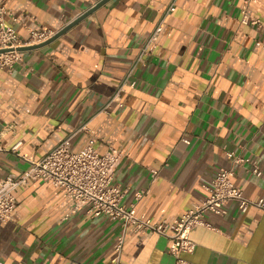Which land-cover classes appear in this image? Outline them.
<instances>
[{
	"label": "crops",
	"instance_id": "0c3cea01",
	"mask_svg": "<svg viewBox=\"0 0 264 264\" xmlns=\"http://www.w3.org/2000/svg\"><path fill=\"white\" fill-rule=\"evenodd\" d=\"M99 1L6 6L27 38L29 28L56 34ZM171 1L109 0L53 42L25 51L12 72L0 69V180L68 137L73 151L94 138L100 151L112 144L123 153L113 184L126 189L124 204L152 221H172L199 204L215 173L232 166L228 151L250 159L235 165L234 183L264 200V0H177L165 16ZM243 9L263 25L242 23ZM161 21L134 71L136 85L121 93L122 106L102 112ZM15 195L12 218L0 223L4 264H116L120 221L76 208L41 180ZM205 220L210 227L190 233L195 251L181 255L190 264H264V207L242 213L233 201L226 214L207 212ZM170 244L130 227L119 264H177Z\"/></svg>",
	"mask_w": 264,
	"mask_h": 264
},
{
	"label": "built area",
	"instance_id": "2783aa9c",
	"mask_svg": "<svg viewBox=\"0 0 264 264\" xmlns=\"http://www.w3.org/2000/svg\"><path fill=\"white\" fill-rule=\"evenodd\" d=\"M176 1L172 0L165 16L176 10ZM242 23L263 25L258 17L252 16L246 9L242 10ZM10 17V20L7 18ZM18 18L13 11L6 6V0H0V69L12 72L15 65L24 59L25 51L18 48L37 45L50 39L55 31L49 29H28L29 35L23 38L17 31L15 24ZM161 21L143 45L140 54L129 66L125 76L120 82L115 94L101 109L108 112L114 102L121 103V93L127 87H134V71L142 62V55L150 51L156 44L162 30ZM264 26V25H263ZM70 137L66 138L43 157L34 160L27 159L29 165L19 173H9L0 180V223L10 220L17 206L16 190L31 181L41 180L63 189L74 200L76 208H86L88 213L94 216H106L112 220H118L122 225V232L114 243L115 257L113 262L119 264L125 243L128 228L135 232L150 231L168 238L171 242L169 251L178 257L177 264H190L181 255L193 253L196 243L191 239L190 233L199 226L210 224L205 220V214L211 212L224 215L228 211L230 202L236 201L239 210L246 213L250 207H264V200L255 202L244 195L242 188L233 181L235 165L249 162L250 159L242 158L232 151L227 152L232 161L231 167L220 168L206 186L207 195L199 204L187 209L178 218L167 221H152L145 215L137 212L136 206L126 205L122 199L126 193L119 185H114L116 169L123 159V153L110 144L104 151H100L94 138H91L86 146L79 151H73L70 147ZM185 142L189 143L187 139ZM22 144L17 142L12 150L14 152ZM25 157V156H24ZM253 174L260 176L262 171L259 165L253 162ZM157 172L153 171V179ZM143 191L137 194V198L143 196ZM0 264H4L0 260Z\"/></svg>",
	"mask_w": 264,
	"mask_h": 264
},
{
	"label": "water",
	"instance_id": "95a60500",
	"mask_svg": "<svg viewBox=\"0 0 264 264\" xmlns=\"http://www.w3.org/2000/svg\"><path fill=\"white\" fill-rule=\"evenodd\" d=\"M108 1L109 0H100L92 8H90L88 11H86L85 13L81 14L80 16H78L75 20H73L71 23H69L62 30L58 31L56 34H54V36H52L47 41H45L43 43H40V44H37V45H31V46L21 47V48H18V50L27 51V50H31V49H34V48H38V47H41V46H44L46 44H49V43L53 42L54 40H56L57 38H59L60 36H62L63 34H65L67 31H69L72 27H74L75 25H77L79 22L83 21L91 13H93L96 9H98L99 7H101L102 5H104L105 3H107ZM0 52H2V50H0Z\"/></svg>",
	"mask_w": 264,
	"mask_h": 264
}]
</instances>
